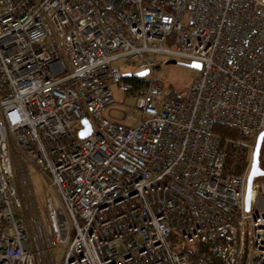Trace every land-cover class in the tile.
<instances>
[{"label": "built area", "instance_id": "2783aa9c", "mask_svg": "<svg viewBox=\"0 0 264 264\" xmlns=\"http://www.w3.org/2000/svg\"><path fill=\"white\" fill-rule=\"evenodd\" d=\"M156 55L200 64L182 100ZM118 60L147 75L123 80ZM113 85L130 125L102 114ZM263 130L264 0H0V264H195L222 226L223 264H264V180L245 211ZM23 162L48 177L43 215Z\"/></svg>", "mask_w": 264, "mask_h": 264}, {"label": "rangeland", "instance_id": "374dc122", "mask_svg": "<svg viewBox=\"0 0 264 264\" xmlns=\"http://www.w3.org/2000/svg\"><path fill=\"white\" fill-rule=\"evenodd\" d=\"M154 59L157 63V68L153 71L155 80L159 81L164 87H166L174 98L179 97L183 99L190 87L193 85L194 81L200 75V72L183 66L189 64L186 60H175L179 65H172L167 64L169 59L165 56L156 55L154 56ZM113 65L119 69L121 75L123 76H135L139 73V71L133 68L132 65H126L124 60H118L114 62ZM111 90L115 99V104L105 108L102 113L103 116L123 125H130L124 119L125 114L131 115L136 118V120L139 119L140 112L134 108L135 100L133 97L120 93L115 85L111 87ZM23 166L28 170L29 183L32 186V193L36 199L37 205L36 207L34 205V208H37L38 206L40 213H42L44 211V189L49 183L48 177L40 175L26 162H23ZM247 234L250 238V234ZM59 260V257H57V263H59Z\"/></svg>", "mask_w": 264, "mask_h": 264}, {"label": "trees", "instance_id": "16d2710c", "mask_svg": "<svg viewBox=\"0 0 264 264\" xmlns=\"http://www.w3.org/2000/svg\"><path fill=\"white\" fill-rule=\"evenodd\" d=\"M155 68H157V65L155 66ZM123 80L128 82L140 83L138 82L135 76L130 75H124ZM154 81L161 84L157 80ZM136 95L139 96L140 93H137ZM175 99L182 100V98L179 97H175ZM213 132L219 135L223 140L230 138L236 141L240 138L236 130L221 124L214 125ZM247 160L248 153L244 149L236 146H230L227 153V160L225 166L226 172L228 174H233L237 176L242 175L246 167ZM259 166L264 171V142L260 150ZM259 180H264V178H259L255 181ZM229 241L230 237L228 234L227 226H222L209 231L204 237H202L198 241L197 252L194 255L195 264H223L221 257L222 249ZM174 244H176V242H174ZM248 247L249 236L247 234L245 251H248ZM186 249L187 247L179 248V250L181 251H186Z\"/></svg>", "mask_w": 264, "mask_h": 264}, {"label": "water", "instance_id": "95a60500", "mask_svg": "<svg viewBox=\"0 0 264 264\" xmlns=\"http://www.w3.org/2000/svg\"><path fill=\"white\" fill-rule=\"evenodd\" d=\"M167 64L179 65L175 60H169ZM183 66L189 69H192L194 71H198V72L201 69L200 64L198 63H191V64L183 65ZM146 75H147V72L145 71V72L138 73L137 75H135V77H144ZM81 123L84 126V130H82L79 133V138L85 139L91 134V128L87 120H83ZM263 140H264V130L259 134L256 140V145H255L254 152H253L252 166H251L250 172L247 177L246 189H245V211L246 212L249 211L251 188H252L254 181L259 178H264V171L259 166L260 150L262 147Z\"/></svg>", "mask_w": 264, "mask_h": 264}]
</instances>
